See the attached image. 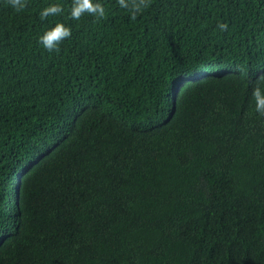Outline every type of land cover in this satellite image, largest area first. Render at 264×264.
<instances>
[{"label":"trees","instance_id":"16d2710c","mask_svg":"<svg viewBox=\"0 0 264 264\" xmlns=\"http://www.w3.org/2000/svg\"><path fill=\"white\" fill-rule=\"evenodd\" d=\"M26 3L0 0V264H264V0Z\"/></svg>","mask_w":264,"mask_h":264},{"label":"clouds","instance_id":"9594fccd","mask_svg":"<svg viewBox=\"0 0 264 264\" xmlns=\"http://www.w3.org/2000/svg\"><path fill=\"white\" fill-rule=\"evenodd\" d=\"M12 9L19 12L27 7L26 0H8ZM120 8L129 11L132 18L141 11L143 6H146V0H140L139 3H134L133 0H117ZM64 9L61 4L56 2L47 3L39 12L42 20L48 17H56L58 14H63ZM85 14H90L94 17L101 18L105 15V7L101 0H71L68 16L72 20L79 21ZM226 23H219L218 28L223 31L227 28ZM71 36V27L63 21L56 20L50 26L38 35L37 40L39 45L48 52L58 51L60 43ZM204 73H199L194 76H201ZM257 81H264V74L257 77ZM251 99L253 101L254 110L257 115L264 117V87L260 83H254L251 88ZM23 180V178H20Z\"/></svg>","mask_w":264,"mask_h":264}]
</instances>
